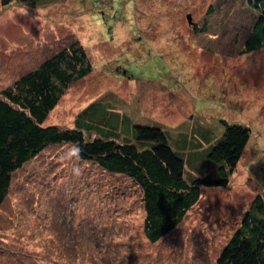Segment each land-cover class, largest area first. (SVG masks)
Segmentation results:
<instances>
[{"label":"rangeland","instance_id":"1","mask_svg":"<svg viewBox=\"0 0 264 264\" xmlns=\"http://www.w3.org/2000/svg\"><path fill=\"white\" fill-rule=\"evenodd\" d=\"M257 17L246 0L0 3V92L71 42L90 61L44 126L75 128L89 105H107L128 118L118 125L122 136L130 125L164 131L183 154L187 180L218 177L205 152L221 138V120L250 130L228 185L204 187L183 221L154 243L144 237L132 179L80 160L72 145L46 147L11 176L0 264H215L264 193V46L243 52Z\"/></svg>","mask_w":264,"mask_h":264},{"label":"trees","instance_id":"2","mask_svg":"<svg viewBox=\"0 0 264 264\" xmlns=\"http://www.w3.org/2000/svg\"><path fill=\"white\" fill-rule=\"evenodd\" d=\"M12 2L40 4L42 0H0L3 6ZM246 4L258 13L244 43L243 52L249 53L264 46V0H246ZM91 69L84 47L74 41L1 90L0 209L15 171L46 147L69 144L80 160L132 179L142 195L144 237L154 243L183 221L199 202L204 187L228 185L250 130L221 120L224 132L205 152L207 161L216 165L218 177L204 175L187 180L183 154L164 131L130 125L128 136H122L118 125L128 123V118L112 114L107 105H89L76 116L75 128L44 126L68 85L85 77ZM92 133L95 136L89 138ZM263 195L257 193L252 199L215 264H264Z\"/></svg>","mask_w":264,"mask_h":264},{"label":"water","instance_id":"3","mask_svg":"<svg viewBox=\"0 0 264 264\" xmlns=\"http://www.w3.org/2000/svg\"><path fill=\"white\" fill-rule=\"evenodd\" d=\"M187 20H188L189 23H191V21H190L191 17L189 15H187Z\"/></svg>","mask_w":264,"mask_h":264}]
</instances>
